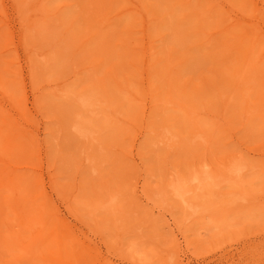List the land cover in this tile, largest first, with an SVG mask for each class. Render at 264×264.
Returning a JSON list of instances; mask_svg holds the SVG:
<instances>
[{
	"label": "rangeland",
	"instance_id": "374dc122",
	"mask_svg": "<svg viewBox=\"0 0 264 264\" xmlns=\"http://www.w3.org/2000/svg\"><path fill=\"white\" fill-rule=\"evenodd\" d=\"M136 1L139 0H120L117 8L109 15L115 16L123 8L135 7ZM144 1L150 9L155 2H159L160 8L165 10L170 7L172 9L174 3L173 0ZM185 1L191 3V8L197 7L199 2ZM11 3L12 1L7 5L9 14L13 13ZM231 3L230 0H200V6L196 8L199 18L211 13L216 15L213 18L215 20L207 28L208 34L202 39L194 37L193 34L189 35L191 40L189 47L193 57L184 66L178 67L179 72L170 75L173 83H185V87L190 89L194 84H205L200 74L202 72L203 76L215 77L217 70H214L212 62L200 64L203 63L200 57H204L205 53H216L224 49L227 45H223L222 40L228 38L227 34L232 30L236 29L237 34L244 31L243 26L223 30L234 21L237 14L248 17L254 15L253 3H247L245 6L243 2H236L234 6ZM81 5L83 6L80 0H41L40 6H43V11L49 16L41 23V32L46 34V41L59 40L61 45L54 48H51L50 44L31 45L26 48L20 46L15 50L14 44H8L2 49L10 50L5 51L0 58L15 61L12 68L16 73H11L8 77L17 80V89H13L18 98L23 100L28 98L26 100L28 107L32 108L34 92L40 88L39 99L43 102L41 105L46 103V107L32 108L35 123L39 125L41 137L47 141L46 147L51 162L56 167L58 181L72 188L75 202H83L79 207L80 211L72 210L64 193L49 187L45 174L46 186L48 191L53 193L54 204L70 224L71 230L68 231H73L78 236L76 238L80 241L79 246L91 254L90 259L71 257L72 261L68 264H264V135H259L263 130L264 117H261L260 111L253 112L245 119L233 113L236 104L241 103L244 108L243 101L246 99L249 104L259 105L262 102L259 91L264 84L262 63L264 59L258 62V56H255L243 65L241 74L230 80V86L239 83L241 90L221 87V91H226L228 102L232 103L229 108L218 103L206 109L203 108L202 102L208 103L207 99H200L198 103L195 100L197 108H194V113L187 118L185 110L174 108L172 102V99L187 101L185 93L177 90L172 95L168 89L160 86L162 83L160 81L163 65L169 63V52L173 47H178L175 44L176 27L180 25L185 31L193 25L190 19L184 18L190 9H184L182 5L175 6L173 24L170 16L167 22L151 20L146 32L145 22L134 8L104 24V31L108 32L109 27H117L119 20H122L119 30L124 32V36H129L128 46L118 47L121 51H129L123 64L126 75L135 74L130 78V86L134 90H140L138 94L141 99L136 101L128 99L129 93L121 92L112 86L113 83L106 77L109 74L106 71L110 66L105 58H99L103 60L100 63L99 60H95L99 64L93 65L92 59L95 57L91 53L93 44H82L88 36L81 38L79 42L76 40L86 33L81 18L75 21ZM229 8L231 11H228ZM2 10L0 0V14ZM221 12H224L226 19L224 22H217V15ZM260 13L264 19V9ZM134 15L137 19H134ZM153 17L154 14L151 12L148 19ZM211 19L208 18V21ZM13 24L18 26L19 21H13ZM0 31L8 38L5 28ZM107 32H103L99 37L103 40ZM60 36L63 38L59 39ZM250 36L249 38H253ZM261 39L263 51L264 36ZM15 40L18 41V36ZM149 40H152L155 46L153 56L160 60L157 66L150 69L151 73L157 72L158 76L152 75L150 78L145 66L148 53L143 49L149 45ZM238 40V37L234 36L230 42L236 43ZM120 42L122 41L116 40V44ZM31 47L33 49L29 52ZM53 50L58 52L57 59L45 61L43 57L52 55ZM26 52H29L35 63L40 66L37 82L28 74ZM38 52L44 55H39ZM135 58L139 61L137 65L136 60L134 62ZM181 60L182 58L175 59L172 64H179ZM3 64L2 68H5L7 65ZM198 64L201 65L199 69ZM19 71L22 72L21 75ZM246 72L256 77L251 88H247L244 80ZM57 83L61 90L54 94V88L58 87ZM9 94L10 92L0 85V109L15 111L21 102L14 101ZM78 96L82 98L88 96L94 104L85 107L81 104L82 98ZM114 110L120 113L119 118L112 116ZM136 110L139 113L135 116L139 117L138 120L130 116ZM95 112L101 117L94 119ZM62 115L70 131L73 128L71 124L77 123L78 116L82 115L83 125L94 131L92 134L97 135L93 140L91 155L97 158L100 172L93 171L90 165L78 169L84 159L81 150L88 144L87 137L82 139L75 137L74 147L68 152L65 148L62 151L58 150L59 145H56L55 136L65 127V123L61 121ZM168 117L172 118L167 119ZM109 119L111 122H108ZM112 119L118 124L117 127L112 126ZM194 120L197 126H193ZM216 127L218 132L213 134ZM165 128L170 130L169 138L163 136L162 131ZM221 130H226V137L220 147H217L215 140L221 135ZM193 131L195 138L191 133ZM70 135L75 136L73 132H70ZM205 137L208 138L207 142ZM172 139L179 141L170 143ZM108 142L110 144L105 152L103 146ZM196 142L200 150L193 149L192 144ZM191 150L198 155L191 154L189 152ZM69 153L72 156L68 157ZM233 157L242 159L246 164L241 182L231 181L213 187L216 190L215 206L220 208L212 217L209 215L199 217L176 194L172 184L178 181L179 174L191 175L189 173L194 168L199 167L204 172L213 169L224 171L223 164ZM115 158L123 164L125 170L123 173L128 172L126 180L121 178V172L118 174ZM13 167H16L20 174L25 173L32 179L39 178L33 169L27 168V163H15ZM76 184L81 186L80 189L79 187L76 189ZM91 184L94 185L95 191H92ZM106 184H111L115 190L119 189L121 186L119 184L124 185L122 188L124 193L117 197V207L120 211L117 212L116 220L112 218L111 207L109 209L101 207L103 204L111 205L112 197L108 188H105ZM126 184H129V188ZM143 185L146 194L142 191ZM39 189H42L41 184ZM135 189L139 192L137 193ZM164 189H168L165 199L161 195ZM95 195L102 196V200H98L100 197L94 200L91 208L96 215L92 218L88 216L90 206L84 205V202ZM241 195L247 198H242ZM96 218L102 221L97 222ZM15 228L18 229L19 225H15ZM28 235L30 237L32 233ZM1 261L0 258V263ZM53 264L66 263L59 258Z\"/></svg>",
	"mask_w": 264,
	"mask_h": 264
},
{
	"label": "bare ground",
	"instance_id": "6f19581e",
	"mask_svg": "<svg viewBox=\"0 0 264 264\" xmlns=\"http://www.w3.org/2000/svg\"><path fill=\"white\" fill-rule=\"evenodd\" d=\"M11 1L12 3L10 5L13 7V13L9 14L7 5ZM25 1L28 2L24 3ZM40 1L41 0H35L33 2L32 0H9L7 2V0H2L3 10L0 14V30L5 28V30H7L8 38L6 34L4 36L0 31V58L5 51L10 50L9 48L2 49L8 44H14L15 50L20 46L26 48V46L31 45L38 46L42 44H50V47L54 48L60 44L59 40L52 41L49 39L46 41V34L41 32V23H43L49 16L43 11V6H40ZM173 1V8L171 9L170 7L168 10L161 9L159 2H155L157 7L154 4L153 7H156V9L152 10L153 7L151 9L148 8V4H146L144 0L136 1V6L133 7L139 14H141L143 21L145 22V32L148 30V23L151 20L167 22L168 16H170L172 19L171 23L173 24L175 6L182 5L184 9H190L185 13L184 18L190 19L193 25L189 30L185 31L182 30L180 25L176 27L175 44L178 47H173L172 51L169 52V63L163 65V75L160 81L162 83H160V86L168 89L172 95H174L177 90L185 93L188 98L187 101L182 102L172 99V102L175 106L174 108L185 110L187 118L194 113V108H197V105L194 104L195 100H197L196 103H198L200 99H207L209 101L208 103L205 104L202 102L203 108L206 109H208L210 105L218 103L225 107L227 105V108H229L232 103L228 102L229 99L226 96V91H221V87L224 86L231 90H241L239 83L230 86V80L238 76V74H241L243 65L250 62L255 56H258V62H262L264 59V50H261L263 44L261 37L264 36V19L261 17L260 13V11H263L264 9V0H230L233 6L236 2H243L244 6L247 3H253L254 15L248 17L246 15L237 14L234 21L229 26L223 28V30L226 31L233 26H243L242 28L244 31L237 34L235 32L236 29L235 31L232 30L231 33L227 34L228 38L226 37L222 40L223 45H227L224 49H221L216 53H205L204 57H200V59L203 60V63L200 64L204 65L212 62L214 70L216 69L217 73L214 78L203 76V72L200 73L205 84L199 85L197 83L192 85L190 89L185 87V83H173L170 75L179 72L180 68L178 67L184 66L186 62L193 57L191 48L189 47V35L193 34L194 37L202 39L208 34L207 28L212 25V22L215 20L213 18L216 15L206 13L204 17L199 18L200 15L196 8L200 6V0L197 3V7L194 8H191V3H188L185 0ZM80 2L83 6L81 5L79 13L75 16V21L81 18L82 24L85 25L84 30H86V33L77 37L76 40L79 42L81 38L87 35L88 38L85 39L82 44H93L94 47L91 51L92 55H95L92 59V62H94L93 65L99 64L103 61L99 60V58H105L110 66L106 71V73H109L106 77L110 80V83H113L112 86L121 92L129 93V100L138 101L141 99V96L138 94L140 93V90H134L130 86V78L135 76V74L126 75L123 64L129 51H121L118 47L121 45L122 48H126L129 42V36H124V32H120L119 30L122 20H119L117 27H109L108 32L104 31V24L106 22L113 18L120 17L124 13L131 11L133 8H123L118 11L115 16H111L109 14L117 8L120 0H80ZM17 6L19 8L22 7L23 9H19ZM228 11H231V8H229ZM151 12H153L154 17L148 19V15ZM217 17V22H224L226 19L224 12H221ZM208 18L212 19L208 21ZM134 19H137V17ZM16 20L19 21L18 26L13 24V21ZM103 32H107V34L102 40L99 36H101ZM64 35L65 33H63V36ZM250 35H252L253 38H249L251 37ZM17 36L18 41L15 40V37ZM148 36L150 37L151 35L148 34ZM234 36H237L239 39L236 43L230 42ZM62 38L63 37L60 36L59 39ZM118 39L122 42L116 44V40ZM148 44L149 45H146L143 49L148 53V56L145 59V66L150 78L152 75L158 76L157 72L151 73L150 69L157 66L160 60L158 57L155 58L153 56L155 54V46L152 43V40H149ZM32 49L33 47L29 48L28 51L30 52ZM181 49L184 51L182 52ZM53 51L52 55H45L43 57L45 61L57 59L58 52L57 50ZM29 52H26V66H29L28 74L32 77L34 82H37L38 76L40 75L38 72L40 66L35 63ZM178 52H180V54H177ZM38 54L44 55V53L40 52H38ZM178 58H182L181 62L179 64H172V62ZM95 60H99V63ZM135 60L137 62L135 64H139L137 58L134 59V62ZM229 60L232 63H230ZM14 62L13 59L8 58H2V60H0V85L10 92L9 95L14 101L21 102L18 104L15 111L0 109V258L2 259L0 264H42L43 261L44 264H53V262L59 260V258L63 259L65 263L68 264L72 261L70 260L71 257L90 259V251L84 250L82 246H79L80 241L77 239L78 236L73 231H68V229L71 230L70 224L66 221L65 217L59 213V208L54 204L52 198L53 193L52 191H48L46 186L45 174H47L48 177L49 187H51L52 190L62 191L68 199L71 209L74 211H80L79 207L83 202H75L73 200V193L71 192L72 188L69 185H62L58 181V176L55 173L56 167L53 166L49 157V150L46 147L48 146L47 141L45 142L41 137L39 125L35 123L32 108L38 106L46 107V103L41 105L43 102L39 99L40 88L34 92L32 108L28 107L26 102L28 98L23 100L16 96V92L13 88L17 89V80L8 77L11 73H16L12 68ZM3 63H6L7 65L5 68H2L4 65ZM262 63H264V61ZM200 64L197 65L198 69L201 67ZM19 74L21 75L22 72L19 71ZM244 80L247 83V88H251V86L253 87L255 84L256 77L254 78L250 72H246L244 74ZM57 86L58 87L54 88V94H58V91L61 90L58 83ZM263 86L259 91L260 96L262 97V102L259 105L255 103L249 104L246 99L243 101L244 108L241 106V103L236 104L233 113L238 115L241 119H245L249 118L253 112L260 111L261 117H264ZM207 92H209V94ZM78 97L82 98L81 96ZM190 99L192 101H190ZM107 100L111 101L112 99ZM101 102L105 101L101 100ZM81 104L85 107H90L94 103L87 96L81 99ZM58 105L59 104H57L56 107H58ZM53 110H55V108H53ZM112 112L114 118H119L120 113L115 110ZM95 114L96 115H93L94 119L101 117L97 116L98 112H95ZM138 115L139 113L137 110L130 114L135 120L139 119V117H135ZM82 118V115L78 116L77 123L75 122L71 124L73 128H71L70 131L69 127L66 125L67 122L64 120V115L61 116V121L65 123V127L61 128L60 134L55 136L56 145H59V151H62L65 148L68 152L74 147L75 137L78 139L87 137L86 140H88V144L83 150H81L84 159L80 163L81 166L78 167V169L81 170L82 167L90 165V168L93 171L98 172L97 158L91 155L92 146L94 145L93 140L96 139L97 135L92 134L94 131H91L88 127L83 125ZM171 118L172 117H168L167 119ZM108 122H111V120L109 119ZM112 123V126L117 127L118 124H115L113 119ZM193 123V126H197L195 120ZM262 129L263 130H261L259 135H264V126ZM70 132H73L75 136H71ZM169 132L170 130L165 128L162 131L163 136L169 138ZM216 132H218L217 127L213 129V134H216ZM191 133L193 138H195V132L193 131ZM225 137L226 130H221V135L215 140L217 147H220L221 142ZM114 140L116 141V139ZM205 140L207 142L208 138L205 137ZM175 141H179V139H172L170 143H174ZM109 144L110 142L103 146L105 152H107ZM192 145L193 149L200 150V146H198L197 142ZM192 150L189 151L191 154L193 153ZM193 155L196 156L198 153L194 152ZM69 156H72V154L69 153L68 157ZM239 160L236 157L229 159V161L223 164L224 171L219 169L214 171L213 169L204 172L198 167L190 171L189 174L191 175L179 174L180 176H177L178 181L172 184V189L190 208H192L193 213H197L199 217H204L205 215L212 217L215 214L214 212L220 208L219 206H215L214 197L216 195V190L213 187L216 185L221 186L231 181L241 182L242 175L246 171V164L242 159ZM114 162L117 164L116 170L118 174L121 172V178L126 180L127 175L129 174L128 172L123 173V171H125L123 164L118 158H115ZM15 163H27V168L33 169L40 179H32L31 176H27L25 173L20 174L19 170L16 167H13V164ZM22 167L20 166V168ZM39 184L42 186L41 190L39 189ZM119 185H121L119 189L115 190L111 184H106L105 188H108L110 197H112L110 201L111 205L106 206L100 204L103 208L109 209V207H111L113 209L112 218H114V220L118 218L117 212L120 211V208L117 207V197L124 193V190L122 189L124 185ZM126 186L129 188V184H126ZM75 187L76 189L78 187L80 189L81 186L76 184ZM142 187L143 193L146 194L144 185ZM91 188L92 191L96 190L93 184H91ZM135 191L137 193L139 192L138 189H135ZM167 192L168 189L161 191V195L164 199L166 198L165 195ZM140 196L142 195L140 194ZM99 197V195H95L84 202V205L88 207L90 206L88 216L92 218H95L96 212L92 210L91 207L95 203L94 200ZM241 197L247 198L245 195H241ZM101 198L102 196L98 200H102ZM114 198L115 200L113 201ZM84 205L83 207H85ZM95 220H97V222L102 221V219L97 218ZM15 225H19V228L16 229ZM28 233H32V235L28 237ZM67 238H69L68 241ZM23 249L24 251L22 252Z\"/></svg>",
	"mask_w": 264,
	"mask_h": 264
}]
</instances>
